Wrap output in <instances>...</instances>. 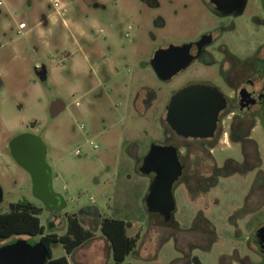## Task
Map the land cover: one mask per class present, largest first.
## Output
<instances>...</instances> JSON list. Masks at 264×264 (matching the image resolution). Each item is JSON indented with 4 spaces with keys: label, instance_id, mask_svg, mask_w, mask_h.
Segmentation results:
<instances>
[{
    "label": "rangeland",
    "instance_id": "rangeland-1",
    "mask_svg": "<svg viewBox=\"0 0 264 264\" xmlns=\"http://www.w3.org/2000/svg\"><path fill=\"white\" fill-rule=\"evenodd\" d=\"M59 1L65 4L61 15L53 8V0H4L0 9V212L8 211L11 203L27 199L43 209L39 217L45 234L60 235L66 231V216L80 209V222L93 238L74 255L66 254L60 243H52V257L65 256L73 264H109L110 247L102 237L100 218L83 210L96 208L101 218L126 219L129 236L139 234L126 262L173 264L182 257L179 245L173 237L161 235L155 216L147 211L143 199L149 188L148 178L135 170L125 148L128 142L154 134L152 126L157 119L146 120L133 105L139 82L153 76L138 65L140 59L144 60L138 53L141 44L131 46L119 40L115 30L117 23L143 24L137 34L139 43H145L150 40L149 32L156 29L154 16L161 12L140 0ZM160 1L171 6L167 0ZM178 1L188 6L191 0ZM43 15L48 16L46 25ZM20 22L26 23L21 30ZM81 29L88 34L83 40L77 35ZM190 29L188 23L177 26L168 22L165 31L172 37H185ZM125 63L129 70L123 67ZM101 65L112 75L102 94L94 88L97 80L92 71ZM42 68L47 71L45 83L39 77ZM125 80H131L134 87H123ZM56 100L65 107L54 116L51 106ZM22 133L40 135L47 148L53 189L67 202L56 213L35 197L29 173L10 154L9 141ZM176 196L179 206L187 204L186 191L178 190ZM39 238H0V248L19 239L34 243ZM215 255L202 256L203 264H215Z\"/></svg>",
    "mask_w": 264,
    "mask_h": 264
},
{
    "label": "flooded vegetation",
    "instance_id": "flooded-vegetation-1",
    "mask_svg": "<svg viewBox=\"0 0 264 264\" xmlns=\"http://www.w3.org/2000/svg\"><path fill=\"white\" fill-rule=\"evenodd\" d=\"M140 1L161 12L150 40L139 43L143 24L117 23L115 30L119 40L141 44L138 65L153 78L135 87L133 105L157 121L150 138L126 144V154L149 187L178 167L172 210L161 196L149 210V188L146 209L161 235L178 243L182 257L174 263L203 264L202 256L216 254L215 264H264V0ZM47 17H41L44 25ZM168 22L188 23L189 34L169 36ZM77 35L88 36L84 29ZM92 71L102 94L112 75L105 65ZM132 83L125 80L123 87L132 89ZM147 159L156 163L145 165ZM146 166L150 172L143 174ZM178 190L188 195L184 206ZM83 210L101 219L96 208ZM81 211L72 214L82 219Z\"/></svg>",
    "mask_w": 264,
    "mask_h": 264
},
{
    "label": "water",
    "instance_id": "water-1",
    "mask_svg": "<svg viewBox=\"0 0 264 264\" xmlns=\"http://www.w3.org/2000/svg\"><path fill=\"white\" fill-rule=\"evenodd\" d=\"M39 77L42 82H46L47 71L45 68L41 69ZM64 107L60 100H56L52 103L51 112L55 116ZM8 148L14 161L29 173L35 197L41 200L49 210L64 209L67 202L63 194L53 189L52 169L46 162L47 148L41 136L33 133L19 134L9 141ZM155 163V160L147 159L145 165ZM172 163L175 164V161ZM174 168L170 169L167 175H161L158 180L156 178L149 187V193L145 200L149 210L156 209V203L160 196L164 201L165 208L172 210L171 185L178 173L177 165ZM141 172L147 174L150 170L146 166L141 168ZM163 181L166 183L164 189L161 186ZM161 193L162 195H160ZM2 194L0 187V199ZM50 257L48 247L41 240L31 243L27 239H19L0 248V264H46Z\"/></svg>",
    "mask_w": 264,
    "mask_h": 264
},
{
    "label": "trees",
    "instance_id": "trees-1",
    "mask_svg": "<svg viewBox=\"0 0 264 264\" xmlns=\"http://www.w3.org/2000/svg\"><path fill=\"white\" fill-rule=\"evenodd\" d=\"M43 209L27 199L11 203L6 212H0V238L6 239L15 235L40 236L49 249L50 264H73L65 256L53 258L50 246L60 243L66 254H72L77 248L93 238L92 232L84 227L76 214H68L66 231L63 234L47 233L40 220ZM100 231L108 241L112 251V262L109 264H129L126 256L135 248L139 234H127L126 219L117 217H102ZM198 264V263H196Z\"/></svg>",
    "mask_w": 264,
    "mask_h": 264
},
{
    "label": "built area",
    "instance_id": "built-area-1",
    "mask_svg": "<svg viewBox=\"0 0 264 264\" xmlns=\"http://www.w3.org/2000/svg\"><path fill=\"white\" fill-rule=\"evenodd\" d=\"M4 6V0H0V9ZM53 8L57 11V14H63L65 10V4L60 2L59 0H53ZM26 27L25 22H20L18 25V29L21 30ZM83 128V127H81ZM77 154H80L79 151H77Z\"/></svg>",
    "mask_w": 264,
    "mask_h": 264
},
{
    "label": "crops",
    "instance_id": "crops-1",
    "mask_svg": "<svg viewBox=\"0 0 264 264\" xmlns=\"http://www.w3.org/2000/svg\"><path fill=\"white\" fill-rule=\"evenodd\" d=\"M102 237L105 239V237L102 235ZM106 240V239H105ZM106 242L108 243V241L106 240ZM85 243H87V242H85ZM85 243L84 244H82L79 248H77L72 254L74 255V253L78 250V249H80L82 246H84L85 245ZM108 245H109V243H108ZM109 247H110V245H109ZM110 253H111V258H112V251H111V248H110ZM75 264H77V263H75Z\"/></svg>",
    "mask_w": 264,
    "mask_h": 264
}]
</instances>
